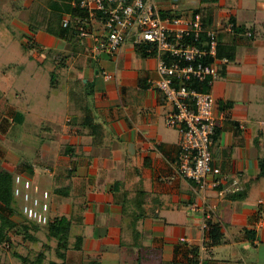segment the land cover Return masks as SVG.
<instances>
[{
  "label": "crops",
  "instance_id": "obj_1",
  "mask_svg": "<svg viewBox=\"0 0 264 264\" xmlns=\"http://www.w3.org/2000/svg\"><path fill=\"white\" fill-rule=\"evenodd\" d=\"M148 1L168 16L190 17L202 5ZM69 4L0 0V38H7L0 46L10 53L0 64H13V54L24 67L50 62L65 90L50 92L59 81L50 77L34 105L15 102L19 92L6 96L18 75L4 74L8 88H0V168L48 190L51 218L71 219L64 258L45 227L19 253L34 260L43 251L35 264H264V0H216L197 13L217 30L223 52L234 46L206 87L219 115L213 164L226 180L204 190L178 173L179 134L165 123L171 105L150 82L156 58L142 56L131 37L106 53L91 52L90 37L58 36ZM230 22L243 32L224 30ZM208 222L219 228L216 244L205 234Z\"/></svg>",
  "mask_w": 264,
  "mask_h": 264
},
{
  "label": "built area",
  "instance_id": "obj_2",
  "mask_svg": "<svg viewBox=\"0 0 264 264\" xmlns=\"http://www.w3.org/2000/svg\"><path fill=\"white\" fill-rule=\"evenodd\" d=\"M79 8L87 12L82 20L85 29L79 36L92 39L91 52L115 53L127 37L135 45L149 46L147 51L157 61V77L150 82L171 105L165 123L179 134L178 173L201 190L219 189L226 177L213 164L211 152L219 123L216 99L210 91L199 88L202 84L210 87L218 78L219 65L229 62L227 57L218 56L217 30L205 27L197 13L163 17L148 0H80ZM70 21L68 15L61 23L66 27ZM96 23L101 26L99 32L93 31ZM223 29L234 32V23ZM13 195L25 218L40 225L51 222L48 190L15 174ZM202 227L206 228V221Z\"/></svg>",
  "mask_w": 264,
  "mask_h": 264
},
{
  "label": "trees",
  "instance_id": "obj_3",
  "mask_svg": "<svg viewBox=\"0 0 264 264\" xmlns=\"http://www.w3.org/2000/svg\"><path fill=\"white\" fill-rule=\"evenodd\" d=\"M66 2H74V5H70L67 9V12L71 14V21L70 24L64 27L61 23L60 32L58 36H64L65 38L72 39V38H80L79 33L85 29V25L82 23V20L87 17V12L81 8H79V1L80 0H62ZM216 0H200L201 4L200 7L196 10V12H209L210 8L208 5H203L207 3H213ZM66 7L65 5H62ZM62 9V7H61ZM161 16L165 17L168 15L161 14ZM169 16H177V15H169ZM206 15H204V18ZM205 27L212 28L211 26L207 25ZM243 27H238L234 24V32H243ZM245 32L244 34H246ZM248 36V35H247ZM249 37H252V33H250ZM82 38V37H81ZM219 41V39H218ZM136 49L140 54L144 57L146 56H153V53L148 52L147 48L149 46L146 45H135ZM221 45H218V56H227V58L232 59L234 56V46L230 47L228 51L223 52ZM208 87L205 84L199 86L201 90H206ZM86 121H91V116H86ZM90 123V122H89ZM93 125V123H91ZM90 124V125H91ZM93 129L95 126H91ZM217 134V128L215 129V138ZM260 176H264V162L260 164ZM13 177L12 174L6 170L0 168V245L3 247L8 248L10 246V231L17 230L15 233L22 234L23 241H36L37 237L35 233L40 231L43 227H45L47 232L48 238H54L56 240V247L55 253L59 258H64L65 252L68 248V238L70 233L71 227V219L66 216H54L46 225H40L32 220L25 218L20 209L19 203L17 199L13 195ZM14 216H18L21 220L17 222L14 219ZM206 236L208 240H210L211 244H216L220 240V231L216 224H212L208 222V229L206 230ZM74 247H79V244L75 243ZM14 257L20 260L21 264H35L36 262H41L44 258L43 251L37 253L34 260H31L28 256H24L19 252H13Z\"/></svg>",
  "mask_w": 264,
  "mask_h": 264
},
{
  "label": "rangeland",
  "instance_id": "obj_4",
  "mask_svg": "<svg viewBox=\"0 0 264 264\" xmlns=\"http://www.w3.org/2000/svg\"><path fill=\"white\" fill-rule=\"evenodd\" d=\"M1 41H2V44H5L7 41V38L6 37L0 38V45H2ZM9 44H11L10 41H9ZM3 55H4L3 58L5 59L6 55L10 56V53H6L2 51V48L0 46V58ZM20 55L21 54H13L12 57H15V59H12L13 61L11 62L13 64L9 66L8 65L5 66L7 63L0 64V88L4 90L8 88L6 86V80H5L4 74L7 75L8 78L18 75V83L16 82L13 88L7 89V93H6L7 97L11 98L14 95L16 96V93L19 92L20 97H18L16 99L17 101L15 102L29 103V104L30 102H33L34 105H36L37 101H34V100L43 99L45 93L49 92L51 88L50 87V77L55 78L56 80L59 79L56 87L51 89L50 92L54 90L55 92L58 93L60 91V94L64 97L65 90H64V83H62L63 75L59 73L60 70L59 72L56 71V73L52 72L50 76V72L52 71V68H53L50 62H45L44 65H40V66H36L35 64L33 65L30 64L27 66L26 64V67H24L21 64L22 61L18 60L21 57ZM22 88H26V91H22ZM33 88H35V90ZM1 95L2 94L0 92V96ZM28 107L31 108V105ZM38 107L42 111L43 108L41 106H38ZM33 109H34L33 111H37V107L36 108L33 107ZM15 231L11 230L9 232L11 239H10V246L8 248L0 245V264H21L20 260L14 257L13 252L17 251V252H21L24 254L26 252V250L24 249L26 247V245H24L26 241H23L24 239H23L22 234H19L18 232L15 233ZM31 251L35 255L36 253L35 249L33 248Z\"/></svg>",
  "mask_w": 264,
  "mask_h": 264
}]
</instances>
